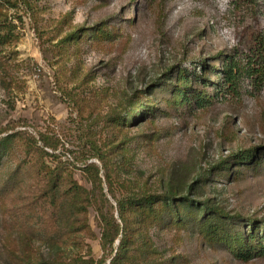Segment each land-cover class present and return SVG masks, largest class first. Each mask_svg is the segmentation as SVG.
<instances>
[{"label":"rangeland","instance_id":"obj_1","mask_svg":"<svg viewBox=\"0 0 264 264\" xmlns=\"http://www.w3.org/2000/svg\"><path fill=\"white\" fill-rule=\"evenodd\" d=\"M14 1L0 9V19L7 18L15 31L12 42L0 45V57L13 63L18 78L12 86L0 78V138L25 128L53 129L68 148L89 135L98 143L122 139L106 125L105 115L120 109L127 93L144 96L176 63L191 66L230 49L242 20L230 8L231 0H41L35 18L12 6ZM59 24L62 34L56 29ZM98 24L119 29V38L96 45L88 37L77 52L70 47L60 55L57 43L66 32ZM155 95L161 99L166 93ZM160 106L167 108L163 101ZM170 111L171 116L128 129L126 143L134 154L120 173L126 182L153 191L169 184L184 189L232 153L264 142V95L217 102L205 111ZM5 161L0 160V184L8 169ZM216 170L202 188L206 195L231 212L264 216V170L243 168L239 179L217 175ZM75 178L92 188L82 170L75 169ZM29 200L24 192L18 200L0 202V264L85 256L87 244L95 258L101 256L99 240L90 234L72 238L63 232L56 235L59 244L45 240L46 227L51 233L59 229L38 204L32 210ZM41 214L43 222L37 218ZM95 215L91 209L88 217L99 237ZM23 231L32 235L29 244L23 243ZM150 234L160 255L175 256L170 264H264V258L237 260L224 246L204 242L194 232L178 236L175 228L155 226Z\"/></svg>","mask_w":264,"mask_h":264},{"label":"trees","instance_id":"obj_2","mask_svg":"<svg viewBox=\"0 0 264 264\" xmlns=\"http://www.w3.org/2000/svg\"><path fill=\"white\" fill-rule=\"evenodd\" d=\"M7 1L10 2L0 0V9L7 7ZM40 1L15 0L12 6L21 7L35 18ZM230 8L242 15L236 25V43L230 49L193 61L191 66L176 63L144 96L138 91L127 93L120 109L105 115L106 125L116 129L122 139L98 143L89 135L81 138L76 147L68 148L53 129L27 128L0 138V160L6 159L4 164L8 166L0 184V202L18 200L25 192L31 198L28 202L32 210L38 204L50 215L53 227L59 229L51 233L46 227L45 240L59 244L56 235L63 232L72 238L90 234L99 240L102 250L101 256L95 258L87 244L85 256L39 262L22 259V264H170L175 256L165 258L153 244L150 232L155 226L175 228L178 236L182 232L197 233L202 241L224 246L242 262L264 258V216L231 212L202 189L212 181L209 175L214 169L217 175L233 174L235 179L240 178L243 168L263 171L264 142L232 153L213 166L208 175L199 173L184 189L169 184L161 191H153L120 177L134 154L126 143L131 126L154 122L160 115L171 116L170 109L180 114L205 111L217 102L264 95V0H231ZM6 20L0 19V45L12 42L15 32ZM56 29L63 33L61 24ZM88 37L96 45L114 42L119 38V29L98 24L68 31L57 43L60 55L68 54L70 47L77 52ZM14 70L13 63L1 56L0 78L4 85L16 82ZM156 91L166 95L158 99ZM162 101L166 109L160 106ZM67 154L71 159L66 158ZM118 156L119 162L115 160ZM75 169L82 170L92 188L79 183ZM91 209L96 213L99 237L92 231L88 217ZM37 218L43 222L42 214ZM31 236L23 231V243L29 244Z\"/></svg>","mask_w":264,"mask_h":264}]
</instances>
